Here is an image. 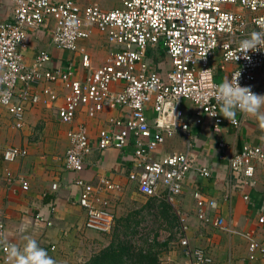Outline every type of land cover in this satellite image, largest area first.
I'll use <instances>...</instances> for the list:
<instances>
[{"label": "built area", "instance_id": "2783aa9c", "mask_svg": "<svg viewBox=\"0 0 264 264\" xmlns=\"http://www.w3.org/2000/svg\"><path fill=\"white\" fill-rule=\"evenodd\" d=\"M10 1L13 20L0 24V104L17 129L26 128L29 110L49 103L56 104L60 121L72 126L67 132L70 146L64 167L77 175L75 183L81 191L72 202L85 209L86 227L100 233L113 229L115 214L105 205L102 194L120 189L106 174L95 186L84 179L81 173L87 167V158L95 148L129 150L133 154L129 178L137 182L145 197L161 199L175 208L181 223L180 244L190 264H213L204 248L191 245L186 216L177 207L183 183L193 171L196 159L192 126L183 121V103L193 104L197 124H203L208 117L216 135H222L226 126L241 129L245 114L239 111L233 122L220 114L212 116L220 112L212 88L222 83L214 60L219 54L222 69L235 64L229 79L240 72L239 84L250 86L257 94L264 77V51L249 52L250 59L241 55L235 61L232 57L238 53L241 40L252 32L264 31V0H119V5L111 9L97 3L82 5L76 0ZM43 28L50 31L56 49L78 53V60L75 56L57 62L50 51L42 50L28 63L24 49L29 35ZM96 30L112 44L99 66L94 65L92 54L81 45ZM151 47H160L169 57L171 69L167 76H162L149 60ZM59 87L64 92L62 101ZM205 95L209 98L202 101ZM172 101L174 118L166 122L162 114ZM106 109L120 110L122 115L109 117L94 140L88 124L76 122L78 115L84 113L94 118ZM177 131L186 136L187 151L155 159L153 154L166 137ZM228 147L225 141H218L219 157L228 158L231 183L238 188L252 186L257 164L264 161V145L247 143L231 154ZM27 155L28 149L22 146L10 145L3 152L7 163ZM198 171L203 177H211V170L205 165L198 166ZM8 177L19 180L23 190L30 189L25 178L13 177L11 172ZM232 184L225 199L230 198ZM195 198L202 222L232 232L224 217L212 218L205 212L206 205L218 206L216 200L199 191ZM244 198L249 200V194ZM36 220L52 224L41 212L36 214ZM259 222L264 224V215ZM168 232H159L165 237L158 240H169L172 234ZM0 234L6 236L3 224ZM243 234L249 241L250 259L264 260V240L254 232ZM0 251V264H8L7 250L2 244Z\"/></svg>", "mask_w": 264, "mask_h": 264}, {"label": "crops", "instance_id": "0c3cea01", "mask_svg": "<svg viewBox=\"0 0 264 264\" xmlns=\"http://www.w3.org/2000/svg\"><path fill=\"white\" fill-rule=\"evenodd\" d=\"M78 2L82 5L97 3L106 9L119 5V0H116V5L113 7H110L114 2L111 0ZM12 20V2L10 0H0V24ZM105 37V35L96 30L91 39L81 41V45L85 46L87 51L92 54V59L96 66L104 62L111 49L112 44ZM50 38V31L47 28L40 29L29 35V39L27 40L28 45L24 49V55L28 63H32L37 53L42 50L50 51L57 62L75 56L77 57L76 60H78L79 55H76L78 53L56 49L51 43ZM220 59L221 57L218 54L214 60V64L216 65L218 79L223 82L226 77H230V71L235 67V64L230 63L226 65V69H222ZM149 60L154 63V66L162 76H167V73L171 69V62L163 49L151 47ZM59 91H61L60 101H62L64 92L60 87ZM51 105L56 109V104L49 103L29 110L26 114L27 124H29L28 119H30V114L33 113V117L38 119L42 118L43 114L49 111L44 106ZM183 105L185 109L183 121L189 122L192 126L191 135H193V143L195 145L193 152L196 159L193 171L183 183L184 190L178 197L177 207L182 209L181 212L187 219V213L181 207L182 200L186 207H193L192 205L195 203L198 218V205L195 193L199 191L218 203L216 208L206 205L204 207L205 212L212 218L224 217L232 229V232L226 233L229 236L228 241L221 245L230 254L228 262L222 261V257L218 259L215 254L216 259L221 261V263H217L215 256H211L206 248L195 246L192 242L191 245L193 247L204 248L213 258V264H264V260L261 258L250 259L249 241L243 234V232H254L259 239L264 240V224L259 222L260 217L264 215V161L257 164L252 181L254 184L250 187L245 188V186H242L238 188L231 183L232 175L228 158H220L219 154L221 150L218 148L219 140H223L229 145L228 152L230 154L242 150L247 143L264 145V129L259 127L256 119L244 115L241 129L226 126L222 135H216L212 130L208 117L205 116L204 123L199 125L195 121L196 113L193 104L184 101ZM0 108L5 111L14 126L9 112L1 104ZM49 112L52 114L51 111ZM121 115L122 111L117 109H106L94 118L80 113L76 122L85 121L90 129V137L96 140L99 129L107 124L109 117H119ZM61 124L62 135L52 134L44 142L34 145L28 144L29 137L24 132L17 141L19 145H12L26 147L28 149L27 156L21 157L13 163H7L2 155V162L0 164V224L4 225V232L9 240L18 246L22 247L26 242L23 239L24 236H31L39 243V240L42 238V232L45 229H53L50 236L56 238L63 237L62 235L71 233L62 230L64 229V224L79 225L81 224V217L86 225L87 214L85 209L72 202L81 191L80 187L75 183L77 175L74 172L67 171L64 167L65 154L70 146L67 132L72 126L62 122ZM15 129L17 131L25 130V128L17 129L16 127ZM183 134V132L177 131L171 136H167L164 144L153 154V157L161 159L174 153L187 151L188 140ZM58 143L61 144L58 145ZM132 155V152L129 150L122 151L116 148L99 150L95 148L87 158V167L81 173V176L94 184V186L99 184L101 176L105 174L111 176L113 181L120 186V189L105 191L102 194V198H105L106 192L117 193L119 191H127V189L133 191L134 188L139 190L137 182L129 178L132 170ZM200 165L210 168L211 177L206 178L200 175L198 171V166ZM8 172H11L13 177H23L29 181L30 189L28 191L23 190L20 181L10 179ZM54 184H57L56 189L52 188ZM231 184L230 198L225 199V194L228 192L229 185ZM245 194H249V200L244 198ZM38 212L43 213L46 220L51 221L52 224L38 222L36 220ZM202 223L205 224L204 222ZM217 253L220 254L221 252ZM182 255L186 263L190 264V260L185 257L183 251Z\"/></svg>", "mask_w": 264, "mask_h": 264}, {"label": "rangeland", "instance_id": "374dc122", "mask_svg": "<svg viewBox=\"0 0 264 264\" xmlns=\"http://www.w3.org/2000/svg\"><path fill=\"white\" fill-rule=\"evenodd\" d=\"M78 1L84 3L87 0ZM111 1L114 2L110 7L115 6L116 0ZM257 94L264 95V77ZM44 107L52 114L45 112L39 119L33 117V113L30 114L29 124L23 131H17L8 115L0 108V164L4 149L12 144L19 145L17 141L24 132L28 134V144L32 145L44 142L52 134L62 135V124L55 107ZM104 199L107 208L115 214V224L110 232L100 233L88 229L82 217L79 225L64 224L62 230L71 233L64 234L63 237L50 236L53 229H45L42 232L38 244L57 264H94L98 259L101 263L111 261L112 258L107 255L112 254V251L122 254L124 264H151L148 259L142 258L141 254L152 256L156 259V264H187L182 255L179 240L181 223L175 208L161 199L145 197L137 188L133 191L127 189L124 192H106ZM192 206L186 207L182 200L181 207L187 213V233L192 244L204 247L211 256L216 254L218 259L222 257V261L228 262L230 254L221 245L228 241L229 236L226 233L230 232L200 222L196 215L195 203ZM179 210L182 211L180 207ZM164 229L172 234L165 247L160 245L159 242L162 241L158 240L165 237V234H159ZM219 251L220 254L217 253ZM216 261L221 263L217 259Z\"/></svg>", "mask_w": 264, "mask_h": 264}, {"label": "clouds", "instance_id": "9594fccd", "mask_svg": "<svg viewBox=\"0 0 264 264\" xmlns=\"http://www.w3.org/2000/svg\"><path fill=\"white\" fill-rule=\"evenodd\" d=\"M257 51H264V31L252 32L248 38L241 40L238 45L240 55L237 53L232 58L236 61L242 55L244 59H250L248 53ZM239 76L240 72L231 79L226 77L219 85H213L212 96L220 105V112L213 113L212 116L220 114L233 122L236 112L239 111L256 119L259 127L264 129V95L254 93L250 86H241ZM208 98L205 95L201 97V100ZM23 239L26 242L21 247L10 242L7 236L0 234V244L7 250L8 264H57L47 251L40 247L36 239L31 236H24Z\"/></svg>", "mask_w": 264, "mask_h": 264}, {"label": "trees", "instance_id": "16d2710c", "mask_svg": "<svg viewBox=\"0 0 264 264\" xmlns=\"http://www.w3.org/2000/svg\"><path fill=\"white\" fill-rule=\"evenodd\" d=\"M152 199H155V198H152ZM167 204V203H166ZM169 205V204H168ZM171 206V205H170ZM172 207V206H171ZM168 243H169V241H165V242H159V244L160 245H162V246H166V245H168ZM112 254H108L107 256L109 257V258H112V260L111 261H103L102 263L99 261V259L98 260H96L95 262H94V264H124L123 263V259H122V254H116L115 252H111ZM141 257L142 258H144L145 260L146 259H148V261H150L151 262V264H156V259L155 258H153L152 256H150V255H142L141 254ZM140 257V258H141Z\"/></svg>", "mask_w": 264, "mask_h": 264}, {"label": "water", "instance_id": "95a60500", "mask_svg": "<svg viewBox=\"0 0 264 264\" xmlns=\"http://www.w3.org/2000/svg\"><path fill=\"white\" fill-rule=\"evenodd\" d=\"M174 105L175 101L170 102L162 114L166 122H170L174 118Z\"/></svg>", "mask_w": 264, "mask_h": 264}]
</instances>
